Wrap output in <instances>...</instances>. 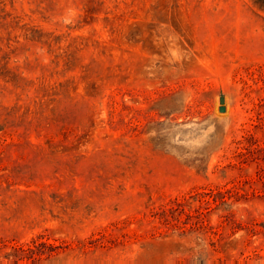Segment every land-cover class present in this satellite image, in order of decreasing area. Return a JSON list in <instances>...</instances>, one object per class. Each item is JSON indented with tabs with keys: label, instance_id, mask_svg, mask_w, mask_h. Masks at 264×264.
Segmentation results:
<instances>
[{
	"label": "rangeland",
	"instance_id": "rangeland-1",
	"mask_svg": "<svg viewBox=\"0 0 264 264\" xmlns=\"http://www.w3.org/2000/svg\"><path fill=\"white\" fill-rule=\"evenodd\" d=\"M0 264H264V0H0Z\"/></svg>",
	"mask_w": 264,
	"mask_h": 264
},
{
	"label": "water",
	"instance_id": "water-1",
	"mask_svg": "<svg viewBox=\"0 0 264 264\" xmlns=\"http://www.w3.org/2000/svg\"><path fill=\"white\" fill-rule=\"evenodd\" d=\"M225 100V96L224 95H221L220 97V101L223 103ZM226 109L225 105H221L220 107V111H224Z\"/></svg>",
	"mask_w": 264,
	"mask_h": 264
}]
</instances>
